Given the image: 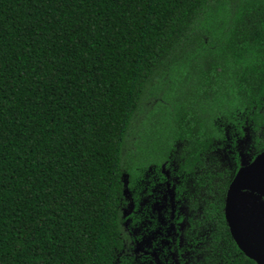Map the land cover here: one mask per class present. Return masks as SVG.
I'll return each instance as SVG.
<instances>
[{
	"label": "trees",
	"instance_id": "trees-1",
	"mask_svg": "<svg viewBox=\"0 0 264 264\" xmlns=\"http://www.w3.org/2000/svg\"><path fill=\"white\" fill-rule=\"evenodd\" d=\"M180 60L196 88L148 131ZM225 125L264 148V0H0V264H125L123 191L171 158L238 251L236 171L206 163Z\"/></svg>",
	"mask_w": 264,
	"mask_h": 264
},
{
	"label": "flooded vegetation",
	"instance_id": "flooded-vegetation-1",
	"mask_svg": "<svg viewBox=\"0 0 264 264\" xmlns=\"http://www.w3.org/2000/svg\"><path fill=\"white\" fill-rule=\"evenodd\" d=\"M174 174H176L173 178L176 180L174 188L179 187L183 177H188V182L193 187L196 186L192 175L181 172L177 162ZM177 195L176 191L167 199L169 211L166 210V212L145 214L136 213V210L130 209L124 215L122 212V226L125 232L124 249L118 255L122 254L125 264H243V256H247L231 237L224 212L223 217L228 234L238 251L228 250L229 242L227 241L213 240L211 229L202 226L204 215L201 214V207L195 206L204 203L203 199L197 196L191 197L189 202H186L188 205L185 210L182 211L180 209L183 207L177 204L179 202ZM130 196L136 207L137 198H134L133 194ZM219 246L224 250L223 260L214 257V250ZM227 250L231 252V256L228 255ZM249 259L257 264L253 259Z\"/></svg>",
	"mask_w": 264,
	"mask_h": 264
},
{
	"label": "rangeland",
	"instance_id": "rangeland-1",
	"mask_svg": "<svg viewBox=\"0 0 264 264\" xmlns=\"http://www.w3.org/2000/svg\"><path fill=\"white\" fill-rule=\"evenodd\" d=\"M195 73L196 69L191 67L189 60H180L176 68L172 69L170 74L164 77L160 87L162 90L158 94L162 104L156 109H151L148 113L149 117L145 119L148 131L150 128L149 124H152V122L159 124L162 122L161 119L163 117H167L169 121L170 117H168L167 113L174 103L177 104L178 102L189 100L191 92L197 85L196 79L193 78ZM150 115H155V117ZM151 130L153 129L151 128ZM166 134L167 128L148 136L155 139V141L159 139V142ZM253 153L254 149L247 129L243 128L240 134L231 125H225L223 137L217 141L214 149L207 155L206 163L214 170L226 167L230 172L234 173L238 167L252 159L251 155ZM165 164L160 165L157 169L153 165L148 167L143 172L136 188L134 187L130 191L126 190L125 202L122 205L124 214L128 209L131 211L136 210V213L145 214L169 211L167 199L174 195L176 191L179 199L177 204L182 206L183 208L180 210L184 211L188 205L186 202H189L191 197H196L195 187L188 182V177H183L180 184L178 183L179 187L174 188L176 180H173V178L176 175L174 174L176 160L171 158ZM130 194H134V198H137L136 207Z\"/></svg>",
	"mask_w": 264,
	"mask_h": 264
},
{
	"label": "water",
	"instance_id": "water-1",
	"mask_svg": "<svg viewBox=\"0 0 264 264\" xmlns=\"http://www.w3.org/2000/svg\"><path fill=\"white\" fill-rule=\"evenodd\" d=\"M223 212L239 249L264 264V148L236 170L225 192Z\"/></svg>",
	"mask_w": 264,
	"mask_h": 264
}]
</instances>
